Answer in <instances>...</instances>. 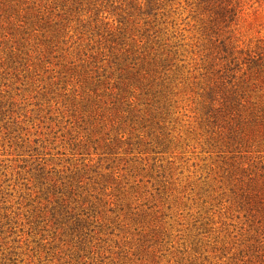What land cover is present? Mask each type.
<instances>
[{
	"label": "rangeland",
	"instance_id": "374dc122",
	"mask_svg": "<svg viewBox=\"0 0 264 264\" xmlns=\"http://www.w3.org/2000/svg\"><path fill=\"white\" fill-rule=\"evenodd\" d=\"M0 264H264V0H0Z\"/></svg>",
	"mask_w": 264,
	"mask_h": 264
},
{
	"label": "trees",
	"instance_id": "16d2710c",
	"mask_svg": "<svg viewBox=\"0 0 264 264\" xmlns=\"http://www.w3.org/2000/svg\"><path fill=\"white\" fill-rule=\"evenodd\" d=\"M234 48V47H233ZM157 55H155V57H156ZM152 60H154V57H152L151 58ZM261 62H262V58H260V59H258V62H255V64H256V66L257 67H261L262 65H261ZM245 63V62H244ZM247 64H249V62L247 63ZM150 72H152V69L151 70H149Z\"/></svg>",
	"mask_w": 264,
	"mask_h": 264
}]
</instances>
